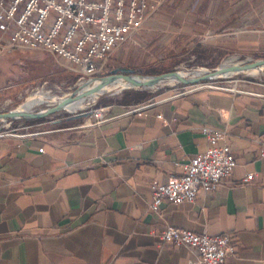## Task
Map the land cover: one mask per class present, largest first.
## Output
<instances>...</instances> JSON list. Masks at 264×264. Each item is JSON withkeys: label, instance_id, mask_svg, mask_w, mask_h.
Masks as SVG:
<instances>
[{"label": "crops", "instance_id": "1", "mask_svg": "<svg viewBox=\"0 0 264 264\" xmlns=\"http://www.w3.org/2000/svg\"><path fill=\"white\" fill-rule=\"evenodd\" d=\"M245 13L264 21V0H161L145 26L151 41L161 33L183 47ZM101 106L109 120L100 125L0 135V264L194 260L191 250L161 240L166 227L226 234L235 255L224 264H264V90L197 89ZM205 128L225 132L236 163L231 177L191 203L163 201L152 212L151 186L184 174L209 147ZM248 174L257 179L244 185Z\"/></svg>", "mask_w": 264, "mask_h": 264}, {"label": "built area", "instance_id": "2", "mask_svg": "<svg viewBox=\"0 0 264 264\" xmlns=\"http://www.w3.org/2000/svg\"><path fill=\"white\" fill-rule=\"evenodd\" d=\"M160 5L161 0H0V52L49 54L80 75L86 85L102 78L113 52L138 35ZM106 112L107 107L94 110V122L86 126L108 121ZM202 132L209 147L190 159L184 174L165 185L151 186L152 212H158L163 201L173 205L191 203L199 191L212 193L231 177L236 163L225 132L206 128ZM260 154L264 156V146ZM256 179L257 175L248 174L242 184ZM160 238L191 250L196 257L188 264H224L235 255L226 234L211 237L166 227Z\"/></svg>", "mask_w": 264, "mask_h": 264}, {"label": "rangeland", "instance_id": "3", "mask_svg": "<svg viewBox=\"0 0 264 264\" xmlns=\"http://www.w3.org/2000/svg\"><path fill=\"white\" fill-rule=\"evenodd\" d=\"M261 6L263 5H257L258 8ZM245 14V19L238 21L237 25L195 36L193 44L187 43L183 47L179 41L167 44L165 40L167 38L161 39V33L155 37L154 42L151 41L152 32L144 25L138 35L113 52L101 75L102 78L120 75L122 69L125 71L124 75L132 74L136 77L184 72L188 74L187 79H190L193 72L205 70L206 73H202L196 79L206 78L195 84L177 83L157 87V90L124 89L122 92L105 93L98 96L94 103L86 105L87 108L84 107L85 109L75 113L57 110L40 118H4L0 122V135L53 131L59 129V125L86 126L94 122L92 112L104 108L101 105L106 102L137 104L163 94L197 90V87L242 94L264 90V69L257 76L238 73L226 78H207L225 62L248 65L264 60V43L257 44V41H264V21L247 19L251 14ZM252 39L256 40V43H253ZM237 46L240 50L236 49ZM96 81L100 80L87 84ZM82 83L80 75L70 71L49 54L22 50L0 52V115L14 112L29 98L40 95L46 97L47 102L35 106L32 113H45L48 109L58 106L51 104L52 99H61L65 95L76 97L86 86ZM79 115L84 116L73 119Z\"/></svg>", "mask_w": 264, "mask_h": 264}, {"label": "bare ground", "instance_id": "4", "mask_svg": "<svg viewBox=\"0 0 264 264\" xmlns=\"http://www.w3.org/2000/svg\"><path fill=\"white\" fill-rule=\"evenodd\" d=\"M263 69H264V65H260L257 69L256 68L239 69L238 64H234L231 62H225L224 64H222V66L219 69L216 70L217 72L211 73V75L207 77L210 79L226 78V77L236 75L238 73H246L249 75L257 76L259 72ZM202 73H206V71L199 70V71L193 72L192 78H190L189 80L196 79V77L201 75ZM187 76L188 74L184 72H179V73L176 72L174 74L166 75L162 77L161 79L160 78L159 79L158 78H147V77H131L129 79H124L123 77L116 75L104 81L100 80L92 84L91 83L86 84V86L83 87L82 91H80L76 97H72L71 95H65L61 99H52L51 104L58 105L57 108L59 110H65L69 113H75L78 110H82L84 107H86V105L94 103V101L96 100V98H98V96L105 94V93H117L124 89L153 90L163 85L177 84L181 82L183 79L186 80ZM46 100L47 98L42 95L37 96V97H31L23 105H21L17 110H15L14 112H10V114L15 116L16 118L28 117L32 113V109L35 106H38L44 102H47ZM45 113H40V115L45 114ZM3 120H4V117L0 115V122Z\"/></svg>", "mask_w": 264, "mask_h": 264}, {"label": "water", "instance_id": "5", "mask_svg": "<svg viewBox=\"0 0 264 264\" xmlns=\"http://www.w3.org/2000/svg\"><path fill=\"white\" fill-rule=\"evenodd\" d=\"M260 65H264V60L256 61V62L250 63V64H248V65H239V69H254V68L259 67ZM129 72H132V71L129 70ZM215 72H217V71H215ZM215 72H214V73H215ZM123 73H125V71L121 69V74H120L119 76L123 77L124 79H129V78H131V77H136V76H133L132 74L124 75ZM170 74H174V73L162 74V75L152 76V77H147V78H158V79L160 78V79H161L162 77H164V76H166V75H170ZM115 76H116V75H115ZM110 77H113V76H107V77L101 78L100 80H101V81H104V80H106V79H108V78H110ZM205 78H206V77H201V78L194 79V80H189V79H186V80H185V79H183V80H182L181 82H179V83H182V84H184V85L195 84L196 82H198V81H200V80H203V79H205ZM207 78H208V77H207ZM57 110H59L57 107H53V108H51V109H48V110L46 111L45 114L40 115V114H34V113H32V114H30L28 117H29V118H40V117H42V116H44V115H48V114H50V113H53V112H55V111H57ZM2 116H3L4 118L16 119V117L13 116L12 114H10V112L7 113V114H2ZM82 116H84V115L75 116V117H73V119H78L79 117H82ZM18 118H20V117H18Z\"/></svg>", "mask_w": 264, "mask_h": 264}, {"label": "trees", "instance_id": "6", "mask_svg": "<svg viewBox=\"0 0 264 264\" xmlns=\"http://www.w3.org/2000/svg\"><path fill=\"white\" fill-rule=\"evenodd\" d=\"M131 71V70H130Z\"/></svg>", "mask_w": 264, "mask_h": 264}]
</instances>
